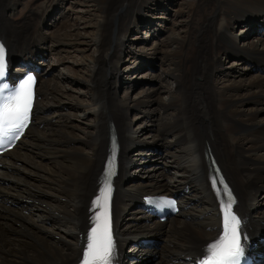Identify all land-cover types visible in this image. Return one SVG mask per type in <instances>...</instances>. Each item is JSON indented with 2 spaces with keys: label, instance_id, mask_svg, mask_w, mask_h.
<instances>
[{
  "label": "bare ground",
  "instance_id": "bare-ground-1",
  "mask_svg": "<svg viewBox=\"0 0 264 264\" xmlns=\"http://www.w3.org/2000/svg\"><path fill=\"white\" fill-rule=\"evenodd\" d=\"M18 1L0 0V39L9 49V59L21 63L15 70L38 68V83L34 120L16 147L0 159V264H75L87 243L90 206L100 186L110 128L120 143L111 212L115 264H122L123 247L129 241L139 246L136 256L159 254L160 264H197L202 260L204 246L220 230V189L217 186L214 192L210 183L205 159L208 150L236 194L233 211L241 221L245 256L249 252L255 256L261 245L257 234H264V121L256 119L257 112L264 110V77L245 81L242 77L246 73L242 71L237 73L239 80L226 84L215 76L220 72L231 76L237 64L223 68L219 61L232 55L250 64L248 71L253 66L264 71V40L258 39L256 45H237L233 41L237 37L234 28L239 25L244 26L243 35L238 36L241 38L264 29V0H197L189 22L193 25L182 39L170 36L165 45L152 46L148 56L143 49L136 56L142 65L146 61L153 65L155 60L160 65L166 60L172 63L174 68L162 73L167 72L175 89L159 82L151 93L132 102L127 97H117L118 90L135 79L138 69L125 59L131 48L124 35L132 26L137 28L145 17L141 8L148 2L166 6L174 0H104L97 4L94 18L88 23L93 32L88 46L93 51L77 62L79 71L67 68L63 79L92 87L82 94L89 102L71 105L73 109H83L81 115L66 112L69 107L60 100L68 88L52 79V84L45 82V66L39 67L35 59L46 53L49 39L56 45L67 41L83 53L86 48H80L82 30L63 32L67 22L61 18L47 38L43 32L37 34L43 24L35 22L37 19L14 25L8 15ZM192 4L190 0L184 6ZM46 12L48 8L43 16ZM219 18L222 23L217 26ZM35 27L38 36L33 33ZM151 27H155L154 23ZM57 63L63 61L57 57ZM126 74L132 77L123 78ZM12 75L16 73L12 71ZM163 92L169 95L167 101L160 98ZM247 103L261 105V109L246 110ZM132 111L140 118L151 116V127L146 124L141 126L146 130L131 129L128 113ZM51 112L57 115L54 120L47 117ZM84 120L89 124H83ZM149 127L150 131L155 127L154 134L145 141L143 134ZM167 137L173 139L169 142ZM145 150L152 154L154 151L166 162L154 175L144 171L146 174L136 180L129 175L133 161L130 155ZM260 191L262 199L256 200ZM150 194L176 197L180 204L178 215L164 224L158 222L141 205V198ZM125 215L129 218L123 225ZM43 219L54 229L48 230ZM163 232H167L164 242L160 238ZM148 238H159L160 246L155 243L146 247L143 241Z\"/></svg>",
  "mask_w": 264,
  "mask_h": 264
},
{
  "label": "rangeland",
  "instance_id": "rangeland-1",
  "mask_svg": "<svg viewBox=\"0 0 264 264\" xmlns=\"http://www.w3.org/2000/svg\"><path fill=\"white\" fill-rule=\"evenodd\" d=\"M103 1L104 0H19L17 2L18 5L16 6V8L13 10L14 8L13 7L11 9V12H9V15H8L9 22H11L14 25L25 23V20L27 19L28 20L37 19V21L35 22H38L39 24L43 23L40 26L38 25L40 27L39 30L41 31L38 30L37 34H39L40 32H43V34L47 35V38L49 37L48 34L51 32L53 26H57L56 23L61 18L65 19L64 21L67 22L66 28L63 30V32L65 30L68 32H74L77 29L82 30L81 32L83 34L81 37L82 45L80 46V48H83V49L86 48L83 53H80L73 47H70L68 45L69 42L67 41H64L63 45H56L53 42H51L49 39V41L45 43L46 45L45 48H47L45 50L46 53H43L45 55L42 54L40 57L37 56L38 58L35 59L36 62H40L39 67L45 66L43 69L44 74H45L44 75L45 82L49 84L51 83L50 79H52L54 82H57V84H59L60 86L68 88L67 95H65L62 98V100H60V102H63V104L69 107L67 108L66 112L71 113V114H75V115H81L82 113L84 114V112H82L84 111L83 109H76V108L73 109L71 105L74 104L75 102H80L83 105H85L87 101L89 102V99L85 98L84 96L82 97V94H84L86 90L90 92V89L92 87L86 84L77 86L73 82L63 81L64 73L66 72L67 68H70L71 71H74V70L79 71L80 67L77 64V62L80 63V61L83 60L85 55L91 54V52L93 51L92 48L88 46V44L91 45V42L89 43V41L93 35L91 34L93 32L91 31L90 29L91 27H89L88 23L90 20L94 18L93 13L95 11L96 5L103 3ZM189 1L190 0H174V2L167 3L166 6H153V3L148 2V4H146L144 8L143 7L141 8L143 9V13L145 14V17H143L140 22L141 24L139 23L137 28H134L132 26V28L128 30V33L124 35V37H127L126 42L127 44L130 45L129 48H131L130 56L129 57L125 56L126 57L125 59L128 62V64L132 62L135 64V66L137 65L136 67H138V69L135 72L136 74L134 73L135 79L134 80L131 79L132 80L131 82H127L128 83L127 85L121 87L117 92V97L119 98L127 97L129 98V101L132 102L134 100H137L139 97H141L145 93H151L153 87H158L157 84L159 82L163 86L167 85L171 89H175V83L168 81L169 77L166 76L167 72H164L168 68L169 70L174 68L172 63L166 60V61H162V64L160 65V62L155 60L153 65L151 64L150 61H146L147 62L146 65H142L141 62L136 60L137 59L136 56L140 55L139 53L140 50L142 53V49L144 52L146 51V54H147L146 56H148L152 46L154 48H157L159 45H162V44L165 45L167 43V38L170 36H176L179 39H182L184 37V33L186 32V30H188V27H191L193 25L192 22H191V25L189 22L191 21L192 16L197 9V4H196L197 0H192L193 4L191 7L184 6V4ZM54 2H56L57 4L55 5ZM182 7H184L183 8L184 10L182 9ZM46 8H48V12H46L45 14L46 16L45 15L43 16L44 14L43 12ZM53 8L55 9V11L54 10L52 11ZM178 10H182L183 13H178ZM124 16L127 17V15L125 14ZM221 21H222L221 18L217 20V26L222 23ZM152 23H154L155 25L154 28L151 27ZM121 24L122 22L120 23V25ZM37 27H35V30L33 31L35 36H38L36 34V30L38 29ZM242 28H244V26L239 25L236 28H234V31H233L234 34H236L235 36H237L235 37L233 41L236 42L237 45H240V44L242 45L243 43H250V42L251 43L254 42L253 44L256 45L258 39L261 38L262 40H264V29H257L250 35L243 37V38L238 37V36H242L244 33L242 32L243 30ZM120 32H118V34H120ZM57 33H60L61 35L62 31H59ZM134 49L135 51H133ZM57 57L60 60H62L63 63H57ZM156 57L158 58L159 55H156ZM237 58L238 57H233L232 55V57H229V58L222 57L220 59L219 63L222 64L223 68H227V67L232 68V64H235V65L237 64V66L235 70L232 71L231 76L225 77L224 75H222V72H220V74L218 73V75L215 76V79H218V82L220 80L221 81L223 80L226 84H228L230 80L237 81L240 79L238 78L237 73L239 72L241 73L242 71L246 73L244 78L242 77V80H245V81L251 78L264 77L263 70L261 71L258 68L255 69V66H253V69H251V71H248V68L246 67H248L250 64L248 65V63L247 62L245 63L244 60L237 59ZM174 61L177 62L178 60H174ZM162 70H164L163 73H162ZM224 72H227V71H224ZM175 73L176 75H178L177 71H175ZM160 74L162 75L161 78L162 79L164 78V80L161 79L160 81H158V77L161 76ZM125 77L128 80V77L131 78L132 75L130 74L123 75V78ZM127 80H125V82ZM160 98H162L161 99L162 101L164 100L167 101L169 99V95L167 94V92H163L160 94ZM42 103L44 104V102ZM260 107L261 105L255 106L253 104L247 103L244 106V109L246 110L247 109L250 110L252 108L261 109ZM128 114H129L128 115L129 122L131 121V124H132L131 129L138 131V130L143 129L141 126H144L146 124L150 126L149 125L150 123L148 120L151 119V116H149V118L148 117L140 118L138 114L133 111ZM47 117L49 119L54 120L57 117V115L56 114L54 115V113L51 112L48 114ZM155 118H158V116H155ZM256 119L261 122L262 120L264 121V110L257 112ZM88 121L84 120L83 124H89ZM150 127L149 129H147L148 133L144 131V134H143L144 136L142 135L143 136L142 139L145 141L150 140L151 136L154 134L153 132H154L155 127L151 131H150ZM143 130H146V128H144ZM172 139L173 138L171 137L169 138L167 137L166 140L170 142ZM154 153H155L154 151L152 154L150 151L145 150L143 153L142 152L140 153L141 155L135 152L132 153V156L130 155L131 159L133 158L131 167L129 168L130 169L129 175L131 176V178H135L136 180H139L140 176L146 174L145 172L154 175L153 173H156L157 168L164 166V163L166 162V160L160 159V157L156 156ZM263 153L264 152H261V154ZM161 174L166 176V173H161ZM262 195L263 193L260 191L256 197L257 198L256 200H258L259 198L262 199L261 198ZM127 217L128 215H125L122 218L121 222L123 223V225L127 223L128 221L126 219ZM42 223L45 227L50 228V229L47 228L48 230L54 229V225L48 223L46 220L44 221L43 219ZM163 235L160 238L164 242L165 234ZM155 242H156L157 247H159L161 244V240L157 238ZM133 244L134 242L131 241L125 245L124 247L125 254L126 252H127V255L131 254ZM158 259H159V256H156L151 260L147 257L145 258V256H142V257L140 256L138 258V256L135 257V252H134L131 255H128L125 261V264H135V261H137L136 264H157V262L161 261Z\"/></svg>",
  "mask_w": 264,
  "mask_h": 264
},
{
  "label": "snow or ice",
  "instance_id": "snow-or-ice-1",
  "mask_svg": "<svg viewBox=\"0 0 264 264\" xmlns=\"http://www.w3.org/2000/svg\"><path fill=\"white\" fill-rule=\"evenodd\" d=\"M6 69L5 50L0 46V81L4 79ZM33 84V78L29 75L16 87H0V134L4 137L8 136L11 129L27 126L34 98ZM112 174L110 168L106 173L102 190L94 202L95 208L100 211L94 212V225L90 229L81 264H111L113 243L108 202ZM213 183L215 184V180ZM225 195L227 199L222 212L221 234L206 247L203 264H241L243 256L240 240L241 221L232 211L235 200L226 186ZM164 204L167 207H175L174 201H165Z\"/></svg>",
  "mask_w": 264,
  "mask_h": 264
}]
</instances>
